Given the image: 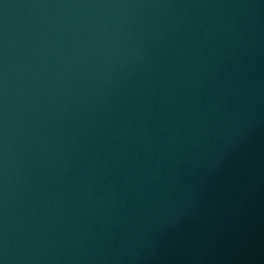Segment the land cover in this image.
<instances>
[{
	"label": "water",
	"instance_id": "95a60500",
	"mask_svg": "<svg viewBox=\"0 0 264 264\" xmlns=\"http://www.w3.org/2000/svg\"><path fill=\"white\" fill-rule=\"evenodd\" d=\"M0 264H264V0H0Z\"/></svg>",
	"mask_w": 264,
	"mask_h": 264
}]
</instances>
